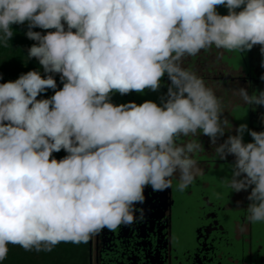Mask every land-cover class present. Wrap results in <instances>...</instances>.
Returning a JSON list of instances; mask_svg holds the SVG:
<instances>
[{
    "label": "clouds",
    "instance_id": "1",
    "mask_svg": "<svg viewBox=\"0 0 264 264\" xmlns=\"http://www.w3.org/2000/svg\"><path fill=\"white\" fill-rule=\"evenodd\" d=\"M13 24H27L37 42L28 57L49 75L33 70L0 83V261L9 244L51 250L142 222L136 205L146 186L164 191L175 178L183 191L204 175L194 159L204 150L201 133L215 158L234 157L222 181L251 189L247 220L264 223V131L240 124L217 145L232 130L222 101L183 67L213 46L241 53L259 45L264 54V0H0V39H12ZM51 73L63 88L38 100L57 88ZM165 74L171 84L160 105L110 100L113 92L158 91ZM233 92L244 105L264 106V91ZM62 149L64 158L52 156Z\"/></svg>",
    "mask_w": 264,
    "mask_h": 264
},
{
    "label": "flooded vegetation",
    "instance_id": "2",
    "mask_svg": "<svg viewBox=\"0 0 264 264\" xmlns=\"http://www.w3.org/2000/svg\"><path fill=\"white\" fill-rule=\"evenodd\" d=\"M220 15L228 9L217 6ZM75 31V29H73ZM264 54L256 45L246 52H229L214 46L193 57H187L183 67L203 78L222 101V118L232 125L217 145L229 135H235L240 124L248 129L264 131V106L244 105L233 89L244 87L249 94L264 91ZM171 84L167 74L161 78L158 91L145 89L142 93L113 92L114 105L153 101L160 105L166 99ZM203 146L194 155L204 175L197 177L185 190L172 187L154 192L144 189L145 201L137 204L144 219L132 226L115 231L102 229L83 243V264H264V223H250L246 207L248 191L235 192L222 181L231 174L234 157H214L210 137H197ZM194 137L182 138L184 140ZM245 143L252 142L246 131ZM139 216L140 214L137 213Z\"/></svg>",
    "mask_w": 264,
    "mask_h": 264
},
{
    "label": "rangeland",
    "instance_id": "3",
    "mask_svg": "<svg viewBox=\"0 0 264 264\" xmlns=\"http://www.w3.org/2000/svg\"><path fill=\"white\" fill-rule=\"evenodd\" d=\"M12 29L14 35L10 41L0 39V83L15 81L21 74L33 71L34 57H28V49L33 45V40L26 36L28 26L27 24H13ZM35 29L32 30L35 31ZM41 73H44L42 69ZM44 95V92L39 94L37 99H44ZM62 155L52 154L57 160L62 159ZM8 249L19 260L15 262V259H10V257L7 264H83L82 246L80 243L71 241H61L51 246V250H44L45 245L43 244L40 251L35 249L26 251L20 245L15 244H9Z\"/></svg>",
    "mask_w": 264,
    "mask_h": 264
},
{
    "label": "trees",
    "instance_id": "4",
    "mask_svg": "<svg viewBox=\"0 0 264 264\" xmlns=\"http://www.w3.org/2000/svg\"><path fill=\"white\" fill-rule=\"evenodd\" d=\"M65 27L67 28V25H65ZM35 31H38V32H41V34H46L48 31H54V29H48V30H45V29H41V28H36L35 29ZM35 43H37L36 41H34L33 40V44H35ZM38 67H39V69H38ZM41 69H42V71L44 72V69H43V67L40 65V63H39V61L36 59V58H34V62H33V70H35V71H39L40 72V74H41V76L42 77H46L47 75H49V73H41ZM51 75L53 76V78L55 79V81H56V84H57V88L54 90V89H47L44 93H45V95H44V99H48V98H50V97H52L54 94H55V91H57V90H60V89H62L63 88V82L61 81V74H59V73H51ZM53 153H57V154H63L61 157L62 158H64L65 156H66V154L67 153H65V151L62 149L61 151H59V152H53ZM80 246H83V243L82 242H80ZM82 255H83V253H82ZM11 257V258H10ZM15 259V262H18V258H17V256L13 253V252H11V251H8V254H7V257H6V259H4L3 261H0V264L2 263V264H7V262H9L8 261V259Z\"/></svg>",
    "mask_w": 264,
    "mask_h": 264
},
{
    "label": "water",
    "instance_id": "5",
    "mask_svg": "<svg viewBox=\"0 0 264 264\" xmlns=\"http://www.w3.org/2000/svg\"><path fill=\"white\" fill-rule=\"evenodd\" d=\"M257 92V91H256Z\"/></svg>",
    "mask_w": 264,
    "mask_h": 264
}]
</instances>
